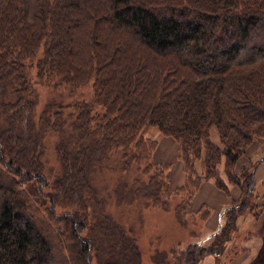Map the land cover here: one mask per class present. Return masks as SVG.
Masks as SVG:
<instances>
[{
  "label": "trees",
  "instance_id": "obj_1",
  "mask_svg": "<svg viewBox=\"0 0 264 264\" xmlns=\"http://www.w3.org/2000/svg\"><path fill=\"white\" fill-rule=\"evenodd\" d=\"M41 49L38 79L71 93L91 85V101L50 102L37 119L28 63ZM151 128L179 144L191 183H202L200 162L205 180L228 193L224 163L241 191L208 245L152 260L219 263L237 218L255 210V166L236 168L264 137V0H0V264H143L136 234L108 206L168 208L174 192L154 162ZM49 134L60 164L52 183ZM114 158L125 177L101 196L93 177ZM31 180L51 188L49 220L64 228L65 245L22 190ZM61 205L68 211L58 215Z\"/></svg>",
  "mask_w": 264,
  "mask_h": 264
},
{
  "label": "rangeland",
  "instance_id": "obj_2",
  "mask_svg": "<svg viewBox=\"0 0 264 264\" xmlns=\"http://www.w3.org/2000/svg\"><path fill=\"white\" fill-rule=\"evenodd\" d=\"M43 53L44 50L41 49L37 59L28 63L29 78L38 96L37 119L50 102L70 104L92 100L91 85L71 93L63 88L56 89L46 82H41L37 76V63ZM147 132L146 136L157 142L153 156L154 162L164 167L159 170L164 172L167 178L166 184L174 192L169 199L168 208L160 206L144 208L143 203L139 202L121 204L115 201L108 207L117 221L136 234L143 264H157L152 260L156 251L168 253L169 260L172 261L176 258L173 250L180 252L189 245H208L214 236L223 231L228 212L240 200L241 191L228 182L224 163L220 166V173L228 184V193L219 189L214 180H205L200 162L195 163V171L202 183L200 186L198 183H191L192 177L188 175L190 171L188 172L180 157L179 144L174 139L161 134L157 128H151ZM213 139L219 143L218 134L213 135ZM46 140L47 152L43 161L46 162V175L52 183L60 169L55 147L57 136L49 134ZM116 159L114 158L111 162L114 168L99 169L93 177V184L101 196H107L108 192H115L122 181V176L125 177L119 170ZM253 166L256 172V190L251 199L254 212L251 214L249 210L245 211L237 218L238 229L231 233L230 242L227 243L224 254L219 258L220 262H217L218 258L208 256L202 264H264V137L256 139L250 145L246 155L239 160L236 170L240 172L243 168H253ZM134 172L132 169L131 173ZM128 176H131L130 173ZM22 190L42 219L50 223L51 205L46 194L51 188H43L37 181L31 180L22 185ZM180 204L186 205L185 211L177 210ZM55 211L61 215L68 211V207L61 205L56 207ZM50 224L58 242L65 245L64 228L56 222Z\"/></svg>",
  "mask_w": 264,
  "mask_h": 264
}]
</instances>
